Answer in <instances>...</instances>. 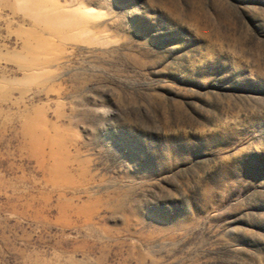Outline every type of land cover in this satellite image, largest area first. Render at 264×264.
Returning a JSON list of instances; mask_svg holds the SVG:
<instances>
[{
  "label": "rangeland",
  "instance_id": "1",
  "mask_svg": "<svg viewBox=\"0 0 264 264\" xmlns=\"http://www.w3.org/2000/svg\"><path fill=\"white\" fill-rule=\"evenodd\" d=\"M0 264H264V0H0Z\"/></svg>",
  "mask_w": 264,
  "mask_h": 264
}]
</instances>
